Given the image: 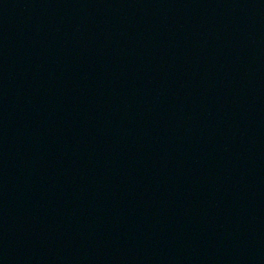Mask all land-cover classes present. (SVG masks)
<instances>
[{
	"label": "water",
	"instance_id": "obj_1",
	"mask_svg": "<svg viewBox=\"0 0 264 264\" xmlns=\"http://www.w3.org/2000/svg\"><path fill=\"white\" fill-rule=\"evenodd\" d=\"M0 264H264V0H0Z\"/></svg>",
	"mask_w": 264,
	"mask_h": 264
}]
</instances>
